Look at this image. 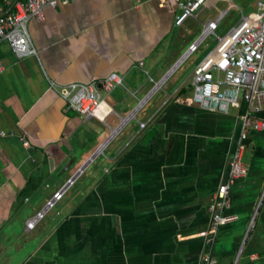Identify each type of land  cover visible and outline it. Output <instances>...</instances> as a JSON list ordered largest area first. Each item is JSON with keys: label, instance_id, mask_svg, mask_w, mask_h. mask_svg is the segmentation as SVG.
Wrapping results in <instances>:
<instances>
[{"label": "crops", "instance_id": "crops-1", "mask_svg": "<svg viewBox=\"0 0 264 264\" xmlns=\"http://www.w3.org/2000/svg\"><path fill=\"white\" fill-rule=\"evenodd\" d=\"M18 1L0 0V16ZM43 13L28 23L36 57L19 59L0 46V264H205L206 256L211 264H264V131L239 142L238 112L190 103L188 76L179 85L168 80L143 117L115 134L117 144L102 151L105 162L86 184L89 166L26 229L104 134L98 120L66 108L59 87L116 74L122 87L108 105L126 110L171 77L177 63L165 70L191 35L182 29L188 19L174 25V0H74ZM239 144L247 174L232 180L229 160ZM223 185L226 215L236 220L214 234L209 206Z\"/></svg>", "mask_w": 264, "mask_h": 264}, {"label": "built area", "instance_id": "built-area-1", "mask_svg": "<svg viewBox=\"0 0 264 264\" xmlns=\"http://www.w3.org/2000/svg\"><path fill=\"white\" fill-rule=\"evenodd\" d=\"M73 1L24 0L15 2L13 11L0 16V46L8 45L12 53L19 59L36 57L37 52L30 39L28 23L31 20L43 21V11L46 8H56ZM134 1L139 4L145 0ZM211 1H223L228 5L230 2V0H174L178 7L174 25L179 27L189 18L197 19ZM248 4L252 6V9L244 14L242 9L238 8L240 11L239 20L224 35H217L216 30L230 8L219 12L215 19H208L201 24L200 36L188 46L185 54L175 65L176 69L195 54L207 36L215 37V46L193 67L187 78L190 93L188 100L208 112L226 115L230 109L236 110L238 112L237 120L240 124L239 142L241 143L247 139L250 132L264 131V117L260 116L264 109V0H251ZM3 70V64L0 61V74ZM168 77L154 84L155 87L125 117L118 115L101 97L102 93L110 95L116 88L122 87V79L116 74L110 75L102 82L72 83L66 87H59L57 93L64 100L67 109L76 111L83 119H96L108 129L119 128V133L129 122L137 121L136 113L161 91ZM162 82L163 84L160 85ZM50 88L55 90V83H50ZM170 99L171 95H167L164 104ZM111 116L119 118V124L116 127L109 126L107 122ZM121 118H128L123 126H121ZM145 125L144 121L138 122L140 129ZM105 142L106 140L83 167L53 194L43 208L26 222L27 230L34 229L37 223L43 220L47 213L60 202L67 190L92 164L93 159L102 153L98 149ZM241 149L242 145L239 144L230 155L229 176L232 180L242 178L247 174V167L241 160ZM227 193V186H220L209 206L211 233L215 234L221 226L236 220L235 216L226 215V211L230 208ZM255 215L256 213L251 217L249 227L252 225ZM204 262L205 264L212 263L208 256L204 258Z\"/></svg>", "mask_w": 264, "mask_h": 264}, {"label": "rangeland", "instance_id": "rangeland-1", "mask_svg": "<svg viewBox=\"0 0 264 264\" xmlns=\"http://www.w3.org/2000/svg\"><path fill=\"white\" fill-rule=\"evenodd\" d=\"M249 1H251V0H230L228 6H227L226 3H220L219 5L216 6L217 7L216 10H210V9L205 10V12H203L202 15H200L198 21H195V20H192V19H188L186 21V23L184 24V27H182V29L185 32L187 30L188 35L189 34H191V35H189L188 36V40H185L183 43L186 44L188 42L190 44V43L195 42L198 39V37L200 36V34H201V24H203L207 19H215L217 17V15L219 14V12L224 11L226 9V7H227V8H230V9L227 10L226 14L223 16V18H222V20H221V22L219 24L218 29L216 30L217 35H224L239 20V18H240L239 9H242L244 14L248 13L249 10L252 9V6L248 4ZM215 44H216L215 37L214 36H207L206 39L204 40L203 44L197 50V52L195 54L191 55L190 58L187 61L183 62L178 68H176L175 71L173 72V74L171 75V77L168 80L169 81H171V80L174 81L175 80L177 85H179L181 82H183V80L186 79L187 76L189 77V74L191 73V70L193 69V67H195L202 60V58L208 53V51H210L215 46ZM188 45L184 46L181 49V51L179 52V54L176 56L175 60H173V62L167 66L168 68L165 70L164 76L168 73V71L176 63H178V61L181 59V57L185 54V52L187 51ZM168 80L165 82L163 87L167 84ZM158 81L153 82L149 86V90L150 91H151L152 88L155 87L154 84H156ZM187 81H188V79L185 80V83H187ZM114 95L115 94L107 96V95L102 93L101 97H102V99L105 100V102L107 104H109L111 106L112 102H113V99H114ZM144 97L145 96L140 95V96L137 97V99H132L131 106L128 107L126 110H121L120 107H116V106H114L113 108H114V110L116 111V113L118 115H120L122 117H125L134 108H136L138 102L143 100ZM146 106H144L142 108V110H139L136 113L135 118H136L137 121L140 120L143 117V113L147 109ZM229 111L233 112V109H230ZM128 118H126V119H128ZM107 122H108L109 126L116 127L119 124V118L116 117V116H111V117L108 118ZM132 123H134V122H129L128 125L132 124ZM96 126L101 127L100 129L101 130L103 129L104 134L102 135L101 138H99L95 142L93 147H91V149H90L91 151H89V152H92V151L96 150L99 147V145L106 140V142L98 149L99 152L103 151L104 156H105V153L108 154L110 151L113 150V148L115 147V145L118 142L119 137L115 138L116 137L115 135H113V136H115L114 138L111 137V132H110L111 129L110 128L108 129V127H105L102 124H98L97 123ZM121 126H122V120H121ZM126 127L124 128V130L126 129ZM115 129H117V128H115ZM123 131H122V133H123ZM109 132H110V135H109ZM103 147H105V148L103 149ZM89 156H90V153H88L86 155V157L84 159V162H85V160L88 159ZM104 156H103V154L99 153V155H97V157H95L93 159L92 164L85 170L86 171V173H85L86 175L84 176L85 179L82 181V183H81V180H80L75 188H79L80 183H81L82 186H84L86 184V182H87V177L86 176L88 174H90L92 172V170H96V169H98V168H100L102 166L103 162H105ZM84 162H79V164L74 169V171H76L77 169L79 170V168H81V166L83 165ZM82 188L83 187H81L80 189H82Z\"/></svg>", "mask_w": 264, "mask_h": 264}, {"label": "bare ground", "instance_id": "bare-ground-1", "mask_svg": "<svg viewBox=\"0 0 264 264\" xmlns=\"http://www.w3.org/2000/svg\"><path fill=\"white\" fill-rule=\"evenodd\" d=\"M163 84V82L160 84V85H162ZM159 85V86H160ZM158 86V87H159ZM157 87V88H158ZM121 120H122V126L126 123V121L128 120V119H126V118H121ZM118 131H119V129L117 128V129H112L111 128V137H112V135H115V134H117L118 133Z\"/></svg>", "mask_w": 264, "mask_h": 264}]
</instances>
